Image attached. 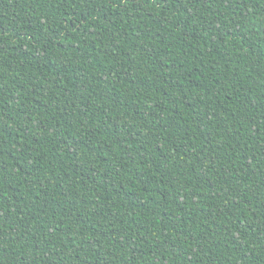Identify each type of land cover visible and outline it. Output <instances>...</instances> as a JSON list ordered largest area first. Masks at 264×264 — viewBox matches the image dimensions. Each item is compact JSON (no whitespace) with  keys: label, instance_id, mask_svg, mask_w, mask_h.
<instances>
[{"label":"trees","instance_id":"16d2710c","mask_svg":"<svg viewBox=\"0 0 264 264\" xmlns=\"http://www.w3.org/2000/svg\"><path fill=\"white\" fill-rule=\"evenodd\" d=\"M0 264H264V0H0Z\"/></svg>","mask_w":264,"mask_h":264}]
</instances>
